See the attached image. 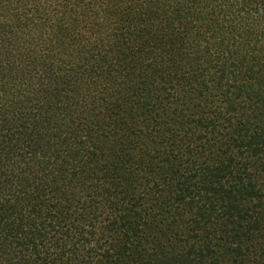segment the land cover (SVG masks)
I'll return each mask as SVG.
<instances>
[{"label": "trees", "instance_id": "16d2710c", "mask_svg": "<svg viewBox=\"0 0 264 264\" xmlns=\"http://www.w3.org/2000/svg\"><path fill=\"white\" fill-rule=\"evenodd\" d=\"M0 264H264V0H0Z\"/></svg>", "mask_w": 264, "mask_h": 264}]
</instances>
